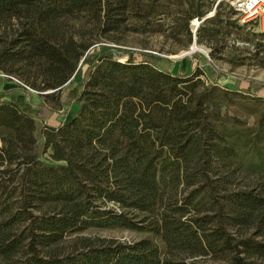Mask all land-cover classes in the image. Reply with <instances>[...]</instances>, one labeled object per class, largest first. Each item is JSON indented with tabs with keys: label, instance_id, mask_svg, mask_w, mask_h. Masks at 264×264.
<instances>
[{
	"label": "trees",
	"instance_id": "trees-1",
	"mask_svg": "<svg viewBox=\"0 0 264 264\" xmlns=\"http://www.w3.org/2000/svg\"><path fill=\"white\" fill-rule=\"evenodd\" d=\"M214 5L0 0V72L44 98L74 84L80 106L46 117L30 96L0 91V264H264V87L227 88L202 66L182 74L115 46L135 33L188 49L196 19L201 44L208 25L234 24L207 18ZM94 36L113 45L96 51ZM238 173L257 179L235 187Z\"/></svg>",
	"mask_w": 264,
	"mask_h": 264
},
{
	"label": "rangeland",
	"instance_id": "rangeland-1",
	"mask_svg": "<svg viewBox=\"0 0 264 264\" xmlns=\"http://www.w3.org/2000/svg\"><path fill=\"white\" fill-rule=\"evenodd\" d=\"M214 1L215 7L209 15L214 17L217 13L221 19L231 18L234 23L227 28L226 25L217 21V24L208 25L202 35L205 36L203 43L190 46L184 49L182 44L167 40L161 35H140L127 33L116 36L119 41L115 44L123 49L130 50H149L162 59V64L170 71H178L182 74L188 73L192 66H202L205 74L202 76L204 81L217 82L220 86L233 88L238 86L247 88L253 85L254 89L264 87V26L261 23H251L241 25L239 18L231 4L226 0H207ZM218 10L215 8L218 6ZM235 13V14H234ZM203 20H194L191 23V29L196 40L199 27ZM21 22H15L13 25L18 26ZM215 29L219 31L217 38L208 39V33ZM96 41L95 50L99 51L101 45H113L103 38L94 36ZM195 58L193 59V56ZM137 61H141L139 54L136 55ZM0 77L8 81V89L15 88L16 95L30 96L31 100L39 106H42L46 117L51 115L50 109H56L60 116H69L72 118L79 110V104L75 101L77 90L74 84L67 87L62 98L58 95H52L49 98L41 97L37 93L29 90L27 94L22 91L16 81L10 82L2 72ZM217 80V81H216ZM12 83V84H11ZM49 94V93H48ZM264 98V88L259 92ZM251 122V121H250ZM36 138L39 145V154L43 161H50V151L43 153L42 146L44 139V125L41 122L37 124ZM241 173L237 174L235 187L253 186L252 181L255 179H245ZM87 237L114 239L120 242H132L143 238L128 231L121 230H91Z\"/></svg>",
	"mask_w": 264,
	"mask_h": 264
},
{
	"label": "built area",
	"instance_id": "built-area-1",
	"mask_svg": "<svg viewBox=\"0 0 264 264\" xmlns=\"http://www.w3.org/2000/svg\"><path fill=\"white\" fill-rule=\"evenodd\" d=\"M238 15L241 25L261 23L264 26V0H226Z\"/></svg>",
	"mask_w": 264,
	"mask_h": 264
},
{
	"label": "crops",
	"instance_id": "crops-1",
	"mask_svg": "<svg viewBox=\"0 0 264 264\" xmlns=\"http://www.w3.org/2000/svg\"><path fill=\"white\" fill-rule=\"evenodd\" d=\"M8 85H10V83L8 81H4V79H2L0 77V91H2V90H8V88H9Z\"/></svg>",
	"mask_w": 264,
	"mask_h": 264
},
{
	"label": "water",
	"instance_id": "water-1",
	"mask_svg": "<svg viewBox=\"0 0 264 264\" xmlns=\"http://www.w3.org/2000/svg\"><path fill=\"white\" fill-rule=\"evenodd\" d=\"M211 16H208L207 18H210ZM197 32V31H196ZM196 32H195V37H196ZM198 43H197V40H196V38H195V41H194V43H193V45L194 46H196Z\"/></svg>",
	"mask_w": 264,
	"mask_h": 264
},
{
	"label": "bare ground",
	"instance_id": "bare-ground-1",
	"mask_svg": "<svg viewBox=\"0 0 264 264\" xmlns=\"http://www.w3.org/2000/svg\"><path fill=\"white\" fill-rule=\"evenodd\" d=\"M196 46H197V45H196ZM196 46H195V47H196Z\"/></svg>",
	"mask_w": 264,
	"mask_h": 264
}]
</instances>
